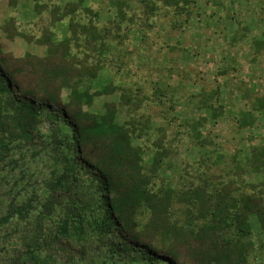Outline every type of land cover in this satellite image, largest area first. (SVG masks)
<instances>
[{
	"label": "trees",
	"instance_id": "trees-1",
	"mask_svg": "<svg viewBox=\"0 0 264 264\" xmlns=\"http://www.w3.org/2000/svg\"><path fill=\"white\" fill-rule=\"evenodd\" d=\"M43 1L34 0L37 14L49 11L52 25L69 18L68 36L57 40L43 28L36 39L18 30L13 17L1 28L8 41L22 38L46 52L15 57L0 47V264H248L246 239L255 225L264 232V199L256 185L242 179L246 171L236 156L238 180L220 187L203 179L179 190L158 188L155 180L169 156L166 130L153 142L156 151L147 169L145 146L136 143L146 126L135 119L117 122L118 105L129 107L134 98L123 88L97 83L111 46L96 25L97 14L86 0ZM156 2L177 15L188 9L190 15L193 0ZM112 4L118 19H126L124 2ZM82 15L89 21L81 22ZM75 47L82 52L75 53ZM263 47L264 39L255 41L257 54ZM119 91L120 101L106 102L102 115L86 110L97 98ZM216 95L199 100L213 120L225 114L223 106L213 104ZM253 106L238 120L240 128L254 126L255 115L264 114V96ZM199 125L191 129L198 143H206L196 131ZM46 153L48 167V160L41 162ZM34 161L50 175L39 177ZM249 170L264 175V144L252 148ZM37 187L44 189L45 199L29 216L38 204ZM243 187L252 192L236 196ZM21 194L30 199L21 202ZM16 217L22 226L12 224Z\"/></svg>",
	"mask_w": 264,
	"mask_h": 264
},
{
	"label": "rangeland",
	"instance_id": "rangeland-1",
	"mask_svg": "<svg viewBox=\"0 0 264 264\" xmlns=\"http://www.w3.org/2000/svg\"><path fill=\"white\" fill-rule=\"evenodd\" d=\"M65 1L76 0L55 2ZM115 1L86 0V5L97 14L96 25L111 44L110 52L105 54L108 58L105 69L96 82L123 88L134 98L129 107L118 105L117 122L123 125L135 119L146 126L143 138L136 143L145 146L147 169L156 151L153 142L161 135V129L166 130L169 156L155 180L158 188L179 190L203 179L213 187H220L219 184L238 180L233 159L236 156L237 164L246 171L242 179L256 185L264 199V185H260L264 175L249 170L252 148L264 144V114L255 115L257 121L252 127L238 125L244 114L253 112L255 98L264 96V47L261 54L255 48V41L264 39V0H193L190 15L188 9L177 15L156 0H119L125 5L124 20L116 16L117 9L112 4ZM34 5V0H17L12 7L10 0H0V47L4 53L21 57L25 53L44 56L46 52L44 47L22 38L8 41L1 28L11 17L15 18L18 30L36 39L42 36L43 28L50 29L57 40L69 35V18L52 25L49 11L39 15ZM82 18L83 23L89 21L87 15ZM74 52L82 51L75 47ZM82 88L94 91L87 83H82ZM216 91L213 104L223 106L225 114L213 120L208 110L200 107L199 100ZM68 94L65 91L63 97L67 99ZM120 96L119 91L97 98L86 110L102 115L104 104L119 102ZM195 123H200L196 131L206 143L197 142L196 132L191 129ZM41 127L45 133L49 131L48 125ZM18 155L17 152L14 157ZM42 158L41 162L48 160L45 164L51 166L49 154H43ZM31 166L39 177L50 175L48 166L43 169L37 161ZM37 189L38 204L33 203L35 209L29 216L39 212V202L45 199L44 189ZM251 192L250 187H243L236 196ZM21 195L18 197L21 202L30 199ZM194 214L197 217V210ZM178 215L184 223L183 211H178ZM18 223L22 226L16 217L12 224ZM253 229L246 239L248 264H264V232L258 225Z\"/></svg>",
	"mask_w": 264,
	"mask_h": 264
}]
</instances>
